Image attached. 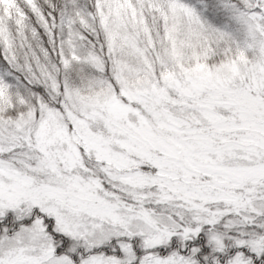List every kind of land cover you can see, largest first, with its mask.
Returning a JSON list of instances; mask_svg holds the SVG:
<instances>
[{
  "label": "snow or ice",
  "instance_id": "6c2138e0",
  "mask_svg": "<svg viewBox=\"0 0 264 264\" xmlns=\"http://www.w3.org/2000/svg\"><path fill=\"white\" fill-rule=\"evenodd\" d=\"M0 264H264V0H0Z\"/></svg>",
  "mask_w": 264,
  "mask_h": 264
}]
</instances>
